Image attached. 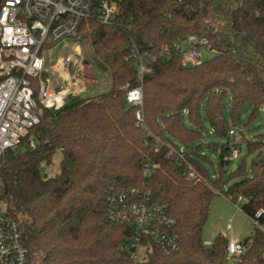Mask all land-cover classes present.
Segmentation results:
<instances>
[{
    "label": "trees",
    "instance_id": "trees-1",
    "mask_svg": "<svg viewBox=\"0 0 264 264\" xmlns=\"http://www.w3.org/2000/svg\"><path fill=\"white\" fill-rule=\"evenodd\" d=\"M116 2L111 24L85 20L79 30L90 62L108 77L110 90L44 109L29 136L38 137V146L0 158V201L19 224L29 263L133 264L132 233L109 219L107 205L109 197L136 189L169 206L180 237L179 251L165 255L154 248L141 264H264V232L256 226L242 241L244 253L230 260L225 236L210 246L203 241L216 193L233 204L244 199L240 210L264 224V133L248 139L242 132L250 170L243 164L226 182L231 150L213 147L222 171L212 180L196 146L205 137L203 112L215 135L225 139L244 105L253 107L246 126L264 112V0ZM190 36L206 38L214 56L194 67H184L175 55L148 62L143 130L137 126L138 108L126 101L137 83L131 49L158 54ZM55 62L46 61V68ZM48 76L45 71L43 78ZM228 94L232 127L225 110ZM180 149L200 179L187 177L173 152ZM56 152L62 154L60 174L44 179L41 169Z\"/></svg>",
    "mask_w": 264,
    "mask_h": 264
},
{
    "label": "built area",
    "instance_id": "built-area-1",
    "mask_svg": "<svg viewBox=\"0 0 264 264\" xmlns=\"http://www.w3.org/2000/svg\"><path fill=\"white\" fill-rule=\"evenodd\" d=\"M117 12L116 0H0V158L8 152L35 149L39 144L38 137L29 136L40 123L44 109H60L70 97L83 96L88 91L90 82L83 72L89 65L81 57L80 27L85 20L109 25L115 20ZM67 39L75 42V54L56 60L53 68L62 82L56 88L43 78L46 61L49 51ZM47 47L50 49L47 50ZM203 51L214 50L206 38L196 36L172 46L165 45L158 54L145 56L136 47L131 49L129 59L134 61L137 83L128 91L126 101L129 106L138 108V127L147 130L143 115V79L148 72V62L175 55L184 67H194L205 61ZM71 65H75L73 74ZM242 132L236 128L229 130L226 140L231 160L239 158ZM161 146V143L157 144L158 149ZM173 152L179 163L185 164L187 177L200 179L186 162L184 149ZM107 212L112 222L120 223L131 231L133 264L146 262L154 248L165 255L179 251L176 218L167 204L153 202L149 194L132 189L111 196ZM261 215L262 211H259L257 218ZM254 224L264 232V224L256 220ZM243 253L242 242L229 241V260ZM0 264H30L19 224L8 215L1 201Z\"/></svg>",
    "mask_w": 264,
    "mask_h": 264
},
{
    "label": "rangeland",
    "instance_id": "rangeland-1",
    "mask_svg": "<svg viewBox=\"0 0 264 264\" xmlns=\"http://www.w3.org/2000/svg\"><path fill=\"white\" fill-rule=\"evenodd\" d=\"M80 43L81 57L86 60L88 63L87 66L89 65L86 67L85 72H83V76H86L90 82L88 91L85 92L83 96L93 97L107 93L110 90L108 77L92 62H90L88 45L84 43V41H81ZM66 44L69 46H66ZM74 46L75 42L71 39L62 41L57 46L53 47L51 51H49L47 63L50 64L51 62L53 63L56 61L58 58H64L69 54H75ZM213 56L214 51H203L204 60H208ZM74 68L75 65H71V74L74 73ZM46 71L49 76L45 80L54 87H60L62 82L59 78L58 72L53 68V66L47 67ZM96 82L98 83L95 84ZM229 100L230 95L228 94L225 102V110L229 125L232 127L228 108ZM252 112L253 107L246 104L242 107L236 118V129L243 131L246 134V138L248 139L255 135L264 133V112L262 110L259 111L258 117L254 123L250 126H246L251 118ZM202 117L205 127V137L196 146L200 145L199 154L205 156V159L199 158V162L207 170L208 177L212 180H215L216 174L219 175L220 171L222 170L219 166V153L218 151H215L213 147H227V140L225 138H219L215 135L205 112H203ZM184 122L187 125L190 124L187 113L184 115ZM239 151V158L236 160H231L230 163L224 168L225 174L223 180L225 182L228 180L230 174L243 164L248 171L250 170L252 157L248 156L247 143L245 141H243L242 145L239 147ZM61 163L62 154L60 152H56L51 164L42 167L41 176L44 179L58 176L61 171ZM244 203V199H240L236 204H232L231 202L227 201L222 194H215L210 206L209 218L203 229V241L205 244H207V241H214L217 236H225L226 238H232L233 240L245 241L252 235L255 224L253 220H251L240 210Z\"/></svg>",
    "mask_w": 264,
    "mask_h": 264
},
{
    "label": "crops",
    "instance_id": "crops-1",
    "mask_svg": "<svg viewBox=\"0 0 264 264\" xmlns=\"http://www.w3.org/2000/svg\"><path fill=\"white\" fill-rule=\"evenodd\" d=\"M98 82H96L95 84H97ZM94 84V85H95ZM225 198V197H224ZM226 199V198H225ZM227 201H229L228 199H226ZM230 202V201H229ZM233 204V203H232ZM228 240H233L232 238L230 239V238H227ZM236 241H239V242H242V241H240V240H236ZM213 241H207L206 243H212Z\"/></svg>",
    "mask_w": 264,
    "mask_h": 264
}]
</instances>
